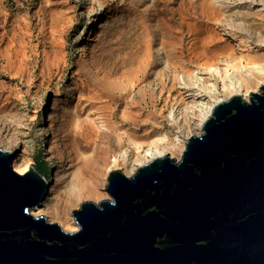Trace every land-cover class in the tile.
<instances>
[{
  "label": "rangeland",
  "instance_id": "obj_1",
  "mask_svg": "<svg viewBox=\"0 0 264 264\" xmlns=\"http://www.w3.org/2000/svg\"><path fill=\"white\" fill-rule=\"evenodd\" d=\"M204 1L212 0H0V149L19 150L13 167L22 174L38 159L48 163L51 192L41 215L79 229L74 211L111 199L108 168L118 154L125 163L116 170L131 176L136 146L185 136L211 83L196 85L193 72L226 59L233 66L221 73L237 80L254 55L264 66V0H251L252 9L232 20L205 14ZM226 21L234 39L222 33ZM131 33L133 56L120 62L108 39ZM173 158L181 159L178 149ZM89 175L96 183L89 192L103 198L73 207ZM54 195L71 209L66 225L52 217Z\"/></svg>",
  "mask_w": 264,
  "mask_h": 264
},
{
  "label": "water",
  "instance_id": "obj_2",
  "mask_svg": "<svg viewBox=\"0 0 264 264\" xmlns=\"http://www.w3.org/2000/svg\"><path fill=\"white\" fill-rule=\"evenodd\" d=\"M0 149V264H264V86L217 103L180 160L109 173L79 229L36 217L49 180Z\"/></svg>",
  "mask_w": 264,
  "mask_h": 264
},
{
  "label": "bare ground",
  "instance_id": "obj_3",
  "mask_svg": "<svg viewBox=\"0 0 264 264\" xmlns=\"http://www.w3.org/2000/svg\"><path fill=\"white\" fill-rule=\"evenodd\" d=\"M236 3H237L236 0H214V1L212 0V1H204L203 3L200 4V6L204 10L205 14L206 12L207 13L211 12L210 10L212 9L213 10L212 14L215 17L226 16L227 18L232 20V18H234L235 15L238 14V11L241 12V11L251 10L254 1L245 0L244 2L239 4ZM262 3H263L262 8L264 9V1ZM204 22H206V24L211 22L210 17H207ZM233 30H234L233 26L226 21L225 27L222 29V33L232 38L231 35H233L232 33ZM132 37L133 35L131 33V35H121L118 40H115L114 37L112 38L110 37L108 39V45L110 49L113 50L112 56L114 55L116 59H120V62L124 61L126 55L128 54L130 55L133 53L132 51L134 49L133 47L135 45V40H133ZM114 45H116L117 47L115 48ZM131 56H133V54ZM253 57H254L253 60L247 57L244 58L249 61L248 63L249 66L248 67L244 66V68H242L244 70V75H241L240 77L238 76L239 78H237V80H230V78L227 75H225L224 77V74L221 73V71H223L221 70V68L226 71V69H228L231 65L230 60H226V59L217 61V63L210 65L208 69H204V70L201 69L193 72L189 76V78L190 80L195 81V84L199 83L202 86L201 82L199 81H210L211 83L208 85L209 86L208 89L204 88V92H207L206 95H203L201 101L195 107L192 108L193 112L189 119L190 120L189 123H187L186 126L187 131L185 132V136L184 135L182 136L181 135L182 133L179 132L178 133L179 135H177L175 139H172V142H169V140H167L165 136H163V137H157L147 145L145 144L146 146L145 145L136 146L138 153H140L141 155L140 158L136 159L131 163L133 165V171L136 172V170L142 164L147 163L155 158H161L164 156L173 157L176 154L177 149L179 150V156L182 157V154L184 152L186 144L188 143V140L192 136H196L197 134L198 136H200L202 134L204 123L209 118L213 107L217 103L222 102V99L220 100L216 99L219 98L221 94L223 93L229 94L228 99L232 96L239 95L244 99L248 100L253 93H259L261 87L264 86V66L257 65L252 61L261 60L263 57L259 55H254ZM218 78L221 79V82H218ZM227 78L229 79V81H227ZM190 122H192L193 124L192 127L190 125L191 124ZM117 143L118 146H121L119 142ZM124 160L125 159L122 158L121 154H118L117 161L116 160L113 161V165H111L108 168L109 170L108 172L110 173L111 171L116 170L118 168V164L120 165L125 163ZM94 183H95L94 175L92 176L89 175L85 181H81L80 185H77L75 194L72 195V198L70 197L71 198L70 202L72 203L73 207L78 206L79 202L82 199L88 197L93 196L96 197L97 199L103 198L101 194H96V193L92 194L91 192H89V188L96 184ZM50 192H51V185L49 187L47 195L50 194ZM52 199H53L52 204L54 203V205H52L51 207L52 217L54 219L62 220L65 225L68 222H71L72 220L70 219L71 209L64 207L62 209L60 206H58L56 195H54ZM44 209L45 207L43 209L36 208L35 209L36 217L40 216L41 212Z\"/></svg>",
  "mask_w": 264,
  "mask_h": 264
},
{
  "label": "trees",
  "instance_id": "obj_4",
  "mask_svg": "<svg viewBox=\"0 0 264 264\" xmlns=\"http://www.w3.org/2000/svg\"><path fill=\"white\" fill-rule=\"evenodd\" d=\"M37 171L46 177L49 180V172L51 168L48 166V163L43 159H38L36 164Z\"/></svg>",
  "mask_w": 264,
  "mask_h": 264
}]
</instances>
